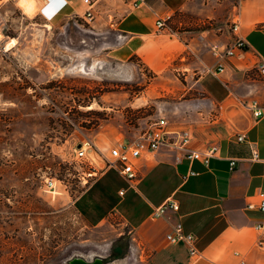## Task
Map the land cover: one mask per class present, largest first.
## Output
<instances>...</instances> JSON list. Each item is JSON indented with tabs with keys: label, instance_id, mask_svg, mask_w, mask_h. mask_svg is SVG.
<instances>
[{
	"label": "rangeland",
	"instance_id": "rangeland-1",
	"mask_svg": "<svg viewBox=\"0 0 264 264\" xmlns=\"http://www.w3.org/2000/svg\"><path fill=\"white\" fill-rule=\"evenodd\" d=\"M18 1L0 0V264H146L110 210L113 194L94 192L82 212L74 200L87 185L79 181L91 170L87 159L97 168L90 182L105 178L112 171L102 175L99 156L158 118L186 123L202 93L187 72L117 59L113 19L83 29L49 25L36 0L31 14ZM86 141L91 148L79 159Z\"/></svg>",
	"mask_w": 264,
	"mask_h": 264
},
{
	"label": "crops",
	"instance_id": "crops-1",
	"mask_svg": "<svg viewBox=\"0 0 264 264\" xmlns=\"http://www.w3.org/2000/svg\"><path fill=\"white\" fill-rule=\"evenodd\" d=\"M36 1L49 25L66 20V25L76 28L71 18L86 9L82 0ZM158 18L165 21L160 32L155 28ZM106 19H113L110 27L120 41L117 59L135 57L155 72L170 67L187 72L186 79L202 94L190 107L194 114H184L186 123L172 127L190 130L194 149L216 145L218 152L206 166L176 161L175 154L165 150L143 154L141 176L133 187L108 172L74 203L86 212L94 192L103 189L113 194L110 210L128 225L131 244L146 264H237L240 259L264 264V243L257 245L260 234L254 229L255 223L264 222V212L246 207L264 191V115L256 118L247 107L256 102L264 108V74L258 68L264 61V0H99L89 25L107 23ZM234 20L246 50L218 60L211 46H226L232 36L227 31L216 33L208 23L228 27ZM240 134L245 136L241 142L236 139ZM254 151L259 160L253 159ZM230 160L235 161L232 170ZM110 180L118 181L113 189ZM167 200L176 202L178 210L151 219L152 209ZM176 222L194 236L197 256H190L184 242L165 239Z\"/></svg>",
	"mask_w": 264,
	"mask_h": 264
},
{
	"label": "built area",
	"instance_id": "built-area-1",
	"mask_svg": "<svg viewBox=\"0 0 264 264\" xmlns=\"http://www.w3.org/2000/svg\"><path fill=\"white\" fill-rule=\"evenodd\" d=\"M99 0H82L85 5V11L83 15H73L71 18L73 25L77 29H83V23L89 25L94 19L95 5ZM243 1V0H240ZM133 7H137V4H133ZM209 26L216 32L227 31L231 34V40L226 46L212 45L211 51L218 60H225L229 57L234 56L237 52H243L246 50V42L237 35L238 23L236 20L231 22L228 27L220 25L218 22L210 21ZM156 32H160L165 29V21L162 18H158L155 22ZM258 68L261 73L264 74V61L259 62ZM223 70L222 66L217 68V72ZM208 72L213 73L211 70ZM247 107L252 111L254 117L259 118L264 115V108L260 107L256 102H251ZM245 138L244 135L240 134L237 136V141L241 142ZM193 134L188 129H178L172 127L165 118H158L152 122L148 128L142 132L138 137L129 141L128 143L119 142L114 144L105 156H99L102 162L101 170L115 172L122 180H124L128 187H133L136 181L141 176V166L139 158L143 154L157 152L165 150L175 154V160L180 161L185 159L189 162L198 161L205 166L209 160L216 156L218 147L216 145H210L202 150L194 149L192 147ZM91 148L89 142H84L77 150L76 157L79 159L86 158V149ZM253 159L259 160L256 151L253 152ZM90 171L85 173L80 183L89 187L93 182H90L91 178L96 177L97 168L92 164L91 159H87ZM235 165L234 160L229 161V169L232 170ZM190 175H196L195 172H189ZM48 192L54 188L52 181L46 182ZM86 187V188H87ZM85 188V189H86ZM56 191L53 190L50 194L56 195ZM119 196L123 195V190L118 192ZM248 209H257L259 212H264V191L257 193L255 201L247 203ZM177 211L178 205L172 200H167L161 205L153 208L150 213L151 219H158L169 211ZM254 229L260 234V239L257 242L258 246H262L264 243V222H257L254 224ZM165 239L169 243H177L179 241L184 242L188 248L190 256L195 257L198 252L195 248V238L192 234L184 233L182 226L179 222L174 223L171 231L166 234ZM237 264H247L245 260L240 259Z\"/></svg>",
	"mask_w": 264,
	"mask_h": 264
},
{
	"label": "bare ground",
	"instance_id": "bare-ground-1",
	"mask_svg": "<svg viewBox=\"0 0 264 264\" xmlns=\"http://www.w3.org/2000/svg\"><path fill=\"white\" fill-rule=\"evenodd\" d=\"M18 5L21 7L23 12L30 13L34 10L35 7V0H19ZM14 43V39H10L9 42L7 43L6 48L11 46ZM9 49V48H8Z\"/></svg>",
	"mask_w": 264,
	"mask_h": 264
},
{
	"label": "water",
	"instance_id": "water-1",
	"mask_svg": "<svg viewBox=\"0 0 264 264\" xmlns=\"http://www.w3.org/2000/svg\"><path fill=\"white\" fill-rule=\"evenodd\" d=\"M69 264H103V263L99 258H96L93 261H85L81 258H73L69 261Z\"/></svg>",
	"mask_w": 264,
	"mask_h": 264
},
{
	"label": "snow or ice",
	"instance_id": "snow-or-ice-1",
	"mask_svg": "<svg viewBox=\"0 0 264 264\" xmlns=\"http://www.w3.org/2000/svg\"><path fill=\"white\" fill-rule=\"evenodd\" d=\"M51 2L55 4H63L64 0H51Z\"/></svg>",
	"mask_w": 264,
	"mask_h": 264
},
{
	"label": "trees",
	"instance_id": "trees-1",
	"mask_svg": "<svg viewBox=\"0 0 264 264\" xmlns=\"http://www.w3.org/2000/svg\"><path fill=\"white\" fill-rule=\"evenodd\" d=\"M68 26L71 27V24H69Z\"/></svg>",
	"mask_w": 264,
	"mask_h": 264
}]
</instances>
